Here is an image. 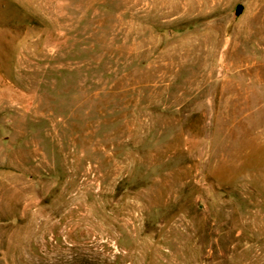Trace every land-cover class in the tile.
<instances>
[{"label":"rangeland","instance_id":"rangeland-1","mask_svg":"<svg viewBox=\"0 0 264 264\" xmlns=\"http://www.w3.org/2000/svg\"><path fill=\"white\" fill-rule=\"evenodd\" d=\"M0 264H264V0H0Z\"/></svg>","mask_w":264,"mask_h":264}]
</instances>
